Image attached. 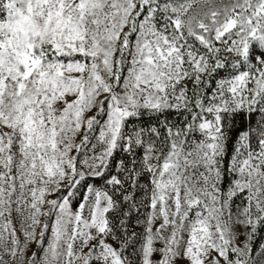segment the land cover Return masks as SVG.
<instances>
[{
  "label": "snow or ice",
  "instance_id": "1",
  "mask_svg": "<svg viewBox=\"0 0 264 264\" xmlns=\"http://www.w3.org/2000/svg\"><path fill=\"white\" fill-rule=\"evenodd\" d=\"M0 264H264V0H0Z\"/></svg>",
  "mask_w": 264,
  "mask_h": 264
}]
</instances>
